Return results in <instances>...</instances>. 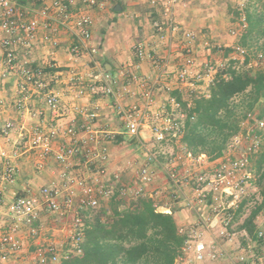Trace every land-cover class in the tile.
<instances>
[{
  "label": "built area",
  "instance_id": "built-area-1",
  "mask_svg": "<svg viewBox=\"0 0 264 264\" xmlns=\"http://www.w3.org/2000/svg\"><path fill=\"white\" fill-rule=\"evenodd\" d=\"M44 6L36 8L23 6L17 0H0V68L2 76L13 73L20 80L19 90L24 99L30 98L34 89H45L50 82L58 81L60 72L56 69L49 72L44 66L35 64L30 57V52L40 39L41 32L50 31L53 37L50 44L59 47L60 35L66 34L75 42L70 46V53L74 57L88 55L92 57L97 50L90 45L92 39V27L94 18L91 9H104L110 0H42ZM154 8H159L162 19L153 22L154 34L152 37L137 42L134 46L139 62L149 58L156 70L155 76L132 73L130 83L140 84L142 89V102L134 103L129 107L119 104L123 115L127 133L140 139L141 133L148 129L152 138L157 143H163L172 137H182L188 116L181 113L177 118L166 113L165 106L160 110L154 109L155 92L158 85L168 75L169 58L161 56L163 49L173 50L175 43L183 51V62L177 72V82L186 83L195 74L194 42L196 33L185 28L178 19V7L186 6L183 0H148ZM248 0H236V4L242 6ZM78 5L76 10L71 6ZM239 29L232 30V35L237 38L246 29V17L243 13L238 19ZM162 47V48H161ZM161 48V49H160ZM24 49L26 57H21L19 51ZM251 50L239 43L232 46L231 53L250 58V66H258L264 62V54L258 52L255 57ZM51 69L54 65H49ZM212 67L202 78L212 82L217 73ZM200 75V74H198ZM93 82L103 83V91L108 96L120 99L124 94L132 93L130 87H117L116 80L106 74L91 76ZM69 82H75L74 74L69 75ZM81 84H85L84 79ZM92 85V82H91ZM94 88V86H92ZM168 93V103L172 108L179 109L181 103L172 96L173 87H165ZM85 94V88L79 87L73 96L71 104L63 103L59 95L50 93L45 99L47 108L54 114L61 112L62 116L69 113L82 112L78 99ZM0 104L3 101L0 100ZM20 105L23 103L20 101ZM191 106V104L189 105ZM42 114V112H41ZM88 118L93 119L97 115L88 113ZM251 121L254 125L264 130V120L250 115L243 123V129L228 144L225 152L219 158L210 159L206 154L193 155L189 151L182 154L171 152L167 162L163 163L154 152H148L147 162L142 166L138 174V182L134 186L122 184L118 175H110L106 166L91 168L85 175H77L72 170V160L77 155L86 154L89 162L108 160L105 149L95 152L88 142L97 141L91 126L69 125L64 126L52 118L51 124L37 125L30 134H20L15 143L17 148L13 151H1L5 158L6 166L3 179L12 182L17 176V166L13 163L22 152L35 151L37 164L44 168L48 159L54 155L62 165L59 180H53L51 184L42 187L38 194L17 195L9 203L7 215L9 226L0 236V264H10L23 248V231L27 230L32 235H38L42 210L45 208L58 213L61 219H65L67 213L75 212L71 222L72 239L69 252H63L54 243L38 250L39 264H65L64 260L69 254H80L81 243L86 230L84 217L87 215L93 220L104 208V202L111 200L116 195L137 200L140 197H148L146 185L153 180V162L161 163L171 185L175 188L172 198L174 201H182L186 208L195 214V220L189 227L180 226L179 232L185 236L182 253L175 264H185V258L190 262H202L207 258L218 259L224 251L222 241H234V223L236 214L242 204L249 200L252 207L260 206L263 202L261 187L258 183L259 174L254 166L255 159L262 151L261 135L252 134ZM15 129L11 121L5 122L0 128L3 135L10 137ZM60 138H67L69 144H62L54 150ZM165 154L166 152L162 151ZM180 160H186L191 166L178 168L176 164ZM118 183H120L119 186ZM185 185L190 186L191 193L185 192ZM4 203L0 190V205ZM159 211L172 214L170 207L156 204ZM208 213H207V212ZM249 236L247 229L244 230ZM258 240L264 243V230H257ZM222 250V251H221ZM248 254L240 252L235 260L245 263Z\"/></svg>",
  "mask_w": 264,
  "mask_h": 264
},
{
  "label": "crops",
  "instance_id": "crops-1",
  "mask_svg": "<svg viewBox=\"0 0 264 264\" xmlns=\"http://www.w3.org/2000/svg\"><path fill=\"white\" fill-rule=\"evenodd\" d=\"M17 1L23 6L36 8L44 6L42 0ZM183 3L186 6L178 7V19L185 28L196 33L194 42L195 74L190 82L178 83L177 72L183 62V51L178 48V43L174 44L172 51L169 49L160 51L161 56L169 58L170 64L168 75L164 76L163 82L158 85L155 92V110H160L167 104L168 93L165 90L167 85H172L173 91L178 92L182 100L188 102V105L192 104V100H189L190 94H199V88L204 83L199 84V81H205L203 84L205 89L209 86L206 84L209 79L200 77L204 76L201 71L203 63L206 62L205 66H207L209 56L205 57V55L207 56V51L210 50L206 47L209 42L203 40V36L206 34L204 32H212L210 30L216 29L212 37H220L218 43L221 49L225 48V52L221 56L223 58L217 61L219 63L228 59L229 55H226V49L232 50V46L237 43V38L232 34L221 33L223 25L218 24V19H222L224 13L213 7L212 0H183ZM210 3L211 5H209ZM118 6L120 9L116 10ZM77 8L78 5L71 6L72 10ZM91 14L94 18V25L90 45L97 50V53L92 57L71 55L69 48L75 40L66 34L60 35L61 44L55 48L50 44V38L53 37L52 32L44 30L41 32L39 41L30 52V57L34 59L35 64L44 66L51 73L57 69L61 75L58 81L50 82L45 89H34L30 93V98L24 99V95L20 93L18 76L13 73H6L5 76H2L3 68H0V100L3 101V104H0V128L7 121H11L15 126L9 138L5 137L0 130V190L4 198V203L0 205V236L9 226L10 220L7 215L9 203L17 195L38 194L42 187L51 184L53 180H59L62 172V165L54 155L41 169L37 164V153L29 151L22 152L13 159V163L17 166L15 180L12 182L4 180L7 160L1 156V151H13L17 148L15 143L21 133L28 135L39 124L48 126L53 117H56L57 123L64 126L76 125L80 127L86 124L91 126L97 141L88 142V145L95 152L105 149L108 160L106 162L96 160L90 163V157H87L86 154L77 155L72 160V170L77 175H85L93 168L106 166L110 175L120 177L122 184L134 186L138 182L140 169L147 162L146 160L143 163V156L126 142L127 138L131 136L126 131L119 104L129 107L134 103L142 102L141 93L144 86L130 83L132 73L152 78L156 74L151 59L147 58L139 62L134 46L137 42L152 37L154 34L153 22L162 19V15L159 8L152 7L148 0H110L106 8H93ZM19 55L26 57V51L21 49ZM51 64L55 68L51 69L49 67ZM71 73L76 78L74 83L68 81ZM99 74L112 77L116 80L117 87H130L132 93L124 94L118 100L108 96L103 91V83L92 81L91 76ZM83 79L84 85L80 83ZM79 87L85 88L84 96L77 100L82 112H73L68 116H62L61 112L54 114L47 108L45 99L48 94L55 93L59 95L63 103L71 104L74 93ZM20 101L23 105L19 104ZM167 105L170 106L169 103ZM88 113H95L97 116L90 119L86 116ZM135 140L144 146L145 141L152 140L151 131L144 130L140 139L135 138ZM69 143L67 138H60L55 144L54 150H57L62 144ZM145 155L147 156V153ZM151 166L153 180L146 185L148 197L152 198L156 204L170 207L179 227H189L195 220V214L186 208L182 201H174L172 196L175 188L171 185L161 163L153 162ZM119 185L120 183L117 186ZM184 187L185 192L191 193L190 186L185 185ZM261 189L264 190V186ZM126 198L129 197L116 195L114 200L121 202L120 208H126L134 201L129 198L130 202H127ZM248 202L242 211L240 208L236 214L232 230L235 234L234 241H222L224 251L221 250L218 259L207 258L202 262H190L185 258V264H264V243L257 238V230L259 228L264 230V209L256 216L254 233L248 232L249 236H246L243 224L254 208ZM104 207H108L105 202ZM74 216L75 212H69L65 219H61L58 213L44 208L39 222V234L35 236L27 230L23 231V248L20 254L10 261V264H39V248H45L52 243L63 252H69L71 244L69 240L72 239L71 222ZM84 219L87 228L92 220L87 215ZM240 252L249 255L247 262H236L235 257Z\"/></svg>",
  "mask_w": 264,
  "mask_h": 264
},
{
  "label": "trees",
  "instance_id": "trees-1",
  "mask_svg": "<svg viewBox=\"0 0 264 264\" xmlns=\"http://www.w3.org/2000/svg\"><path fill=\"white\" fill-rule=\"evenodd\" d=\"M247 27L241 45L264 54V0H248L239 8ZM226 49V55L231 53ZM250 58L245 60L249 63ZM188 116L181 138L185 151L219 158L243 129L250 115L264 120V67L239 70L232 61L220 68L206 94L195 95L191 106L173 91ZM252 134L264 136L251 121ZM259 185L264 186V146L255 159ZM264 197V190L261 189ZM246 200L242 206L246 205ZM114 200L86 228L80 254H69L65 264H175L182 253L185 236L173 214L159 211L152 198L140 197L126 208ZM264 209V199L254 207L243 227L254 233L256 216Z\"/></svg>",
  "mask_w": 264,
  "mask_h": 264
},
{
  "label": "rangeland",
  "instance_id": "rangeland-1",
  "mask_svg": "<svg viewBox=\"0 0 264 264\" xmlns=\"http://www.w3.org/2000/svg\"><path fill=\"white\" fill-rule=\"evenodd\" d=\"M212 3L214 4L213 7L214 8L216 7V10L218 8V10H221L224 13V15H223L224 17L222 19H218V24L223 25V32H221V33L228 32V33L232 34L231 33L232 30L239 29V27L237 25L239 17L237 16V12H236V8H235L236 0H212ZM209 5H211V3ZM215 30L216 29L210 30L212 32H204L206 34L203 36L204 37L203 40L206 41V42L207 41L209 42V44L206 45V47H207V49H210V50L207 51V56L205 55V57L209 56V59L207 61V66H205L206 62L203 63L204 66H203V69L201 71L202 74H206L211 67L214 70H216V69L219 70L220 68L226 67L232 61L235 62V66L239 70H248V69L256 70L259 67H262V66L264 67V62L259 63L258 66H254V65L250 66L249 64H245V60L242 57L236 56V58L234 59L235 55H233L231 53L229 54L228 59H226L224 62H222V63L217 62L219 59L223 58L221 56L225 52V48H222V49L220 48V45L218 43L219 42L218 39L220 37H218V38L217 37H215V38L212 37ZM217 30H219V29H217ZM240 38H241V35H239L237 37V43H239V44H241ZM251 51H252L251 52L252 56L255 57L256 53L254 52V50H251ZM201 82L205 83V81H199V84H201ZM210 83H211L210 81L206 82V84H208V85H210ZM203 84H201V87L199 88V94H206L207 93V89H208L209 86L206 87V89H205V87H203ZM195 95H197V93L190 94L189 100L193 101V98H194ZM166 103L168 104L167 101H166ZM167 104L165 105L166 113H168L169 115L173 116L174 118H177L181 113L186 114L185 111H184V108L182 106L179 109H176V108L173 109L172 106L170 107ZM122 125H124L123 122H122ZM181 138L182 137L174 138V137L171 136V138L169 140H167V141H165L163 143H157L152 138L151 141H145L146 143L143 146L142 143L139 144L138 140H135V138L131 136V137L127 138L126 142L128 144L132 145L134 147L135 151L138 154L143 156V160H142L143 163H145V161L147 160V156L145 155V153L148 154V152H154L155 154L158 155V158L160 159L161 162L166 163L167 162V157L169 156V154L171 152H175L177 154H182L185 151V148L183 147ZM261 141H262V144L264 146V136H262V135H261ZM147 148H148V150H147ZM162 151H164L166 153L163 154V153H161ZM176 164L178 165L179 169L191 166V163L186 161V160H180ZM254 166H255V162H254ZM111 201H112V199L111 200H107V201H105V204L109 207ZM126 201L130 202L129 198H126ZM108 207H104V208H108ZM101 213H102V211H101ZM69 241H71V240H69Z\"/></svg>",
  "mask_w": 264,
  "mask_h": 264
},
{
  "label": "water",
  "instance_id": "water-1",
  "mask_svg": "<svg viewBox=\"0 0 264 264\" xmlns=\"http://www.w3.org/2000/svg\"><path fill=\"white\" fill-rule=\"evenodd\" d=\"M120 9V6L116 7V10H119Z\"/></svg>",
  "mask_w": 264,
  "mask_h": 264
}]
</instances>
